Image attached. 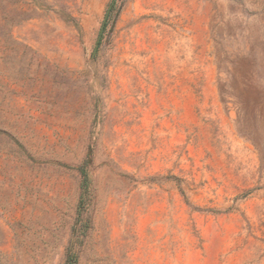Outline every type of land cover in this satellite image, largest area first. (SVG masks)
Masks as SVG:
<instances>
[{
  "label": "rangeland",
  "instance_id": "1",
  "mask_svg": "<svg viewBox=\"0 0 264 264\" xmlns=\"http://www.w3.org/2000/svg\"><path fill=\"white\" fill-rule=\"evenodd\" d=\"M0 264H264V0H0Z\"/></svg>",
  "mask_w": 264,
  "mask_h": 264
},
{
  "label": "water",
  "instance_id": "2",
  "mask_svg": "<svg viewBox=\"0 0 264 264\" xmlns=\"http://www.w3.org/2000/svg\"><path fill=\"white\" fill-rule=\"evenodd\" d=\"M115 21H116V18L114 19V21H113V23H112L111 30H113V27H114V25H115ZM103 27H104V24H103V26H102V30H103ZM94 52H96V48H95Z\"/></svg>",
  "mask_w": 264,
  "mask_h": 264
}]
</instances>
